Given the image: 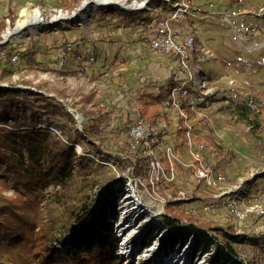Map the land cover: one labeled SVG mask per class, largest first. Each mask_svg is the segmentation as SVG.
I'll list each match as a JSON object with an SVG mask.
<instances>
[{
  "label": "rangeland",
  "instance_id": "374dc122",
  "mask_svg": "<svg viewBox=\"0 0 264 264\" xmlns=\"http://www.w3.org/2000/svg\"><path fill=\"white\" fill-rule=\"evenodd\" d=\"M37 1H0V20L11 13L1 38L21 19L23 10H39L44 24L32 31L25 29L9 42L0 44L1 47H14L20 59L17 67L0 63V87H11L30 102L34 99L31 94H41L63 108L51 125L44 121L47 115L42 109H38L36 116L40 119L38 127L48 129L63 144L73 142L77 159L74 177L67 190L49 200V206L41 202L43 198L36 201L34 194H17L12 188L0 186V195L10 198L15 206L22 201L40 202L43 219L49 210L52 232L58 233L71 226L82 203L95 201L103 195L109 201L107 210L111 226L121 224L119 203L126 198L123 191L130 185L143 206L134 210V205H129L133 212L125 221L129 223L122 224L125 229L122 236L127 235V229L135 228L138 235L133 243L137 242V248L131 250L129 256L118 249L117 257L123 264H137L146 259H154L156 264H180L182 258L176 262L172 256L183 251L191 243V237L187 238V245L165 253L161 252L160 234L147 247L142 244L145 228L158 221L162 223L166 200L171 199L174 188H179L182 191L180 200L183 196L185 199L196 197V200L183 203L179 208L175 207L176 210L192 213L197 224L212 220L223 229L231 226L240 236V242L244 240L236 250L238 262L264 264L261 258L264 255L259 254L264 251L262 217L250 213L244 221L235 220L225 209V197L219 201L216 211L204 213L201 208L211 198V193L202 190L203 194L191 196L193 187L198 184L191 170L194 148L189 143L181 144L175 133L173 124L177 121V110L168 111L171 119V125L165 127L168 139L152 146L153 156L141 154L138 157L140 172L135 179L131 176L134 165L130 160L122 156L116 163L95 151L98 147L103 154L119 153L121 149L134 152L128 136L123 137L121 144L118 129L123 127V111L131 109L132 96L145 80L142 77L155 82L166 75L162 66L166 61L154 55L138 26L134 22H125L121 17L122 10L117 7H89L91 0L77 3L73 0H42L41 6ZM74 16L79 21L69 24L68 19ZM174 28L178 34H188L198 42L194 66L202 69L208 86L214 91L202 103L194 101L193 112L187 109L190 98L186 100L185 113L191 121L193 139L198 141L208 137L213 146H218L217 150L205 146V157L225 174L224 189L250 186L254 193L257 189L261 191L264 188V0H193L190 15ZM32 56H36L43 66L34 69L29 65L27 59ZM90 57L94 59L93 64L82 66L81 62ZM61 60L62 65L59 64ZM229 81L234 85L231 86ZM197 96L193 94V98ZM121 99L124 105H121ZM40 103L35 101L33 106L38 108L43 104ZM113 109L110 122L106 121L109 114L106 118L99 114L100 110L105 114ZM92 125L98 127L97 133L93 130L85 136L77 134L76 131ZM8 127V124H0V130ZM2 133L0 131V143ZM164 157L179 166L183 174L174 172L172 177L171 172L166 173L161 161ZM154 159L160 162L162 170H152ZM49 191L52 195L51 187ZM55 197H59V202ZM129 202L125 200L124 203ZM245 202L251 205L248 200ZM133 217L134 220H130ZM132 241L126 247H130ZM192 249L190 247L187 252V264H214L213 249L209 253L197 252L193 257ZM21 255H25L22 249L6 248L0 242V264H13L12 259L17 261ZM165 256L170 258L163 261Z\"/></svg>",
  "mask_w": 264,
  "mask_h": 264
},
{
  "label": "trees",
  "instance_id": "16d2710c",
  "mask_svg": "<svg viewBox=\"0 0 264 264\" xmlns=\"http://www.w3.org/2000/svg\"><path fill=\"white\" fill-rule=\"evenodd\" d=\"M78 1L73 0L74 3ZM37 4L41 6L42 0L37 1ZM8 17H11L10 12L7 18L0 20V41ZM121 17L125 22L133 23L139 21L143 14L137 11H122ZM194 43L196 46L199 45L196 39ZM16 53L19 52L14 47L0 46V63L17 67L20 59ZM27 63L34 69L43 66L36 56L27 59ZM162 65L166 69V75L155 82H148L146 77H142L147 81L144 80L138 85L132 96V114L123 111V127L118 129L121 144L124 142L123 137L128 134L132 120L136 117L144 119L152 126L158 122L170 126L168 111H176L178 106L186 112V99L181 94L172 97V91L180 86L172 71L173 62L169 61L168 64L162 63ZM31 96L34 98L32 102L27 101L23 94L11 87H0V124L9 126L7 130H0L3 131V140L0 143V186L4 189L12 188L17 194L32 193L36 201L43 198L41 202L49 206L48 202L51 198L58 196L61 191L69 187L74 177L77 159L73 142L68 141V144H63L48 129L38 127L40 119L36 116L37 111L42 109L47 115L44 121L47 125H51L53 119L62 113L63 108L41 94H31ZM35 101L43 104L40 103L41 105L36 108L33 106ZM120 103L125 104L122 99ZM113 111L114 109L103 114V110H100L99 114L104 118L109 114L106 121L110 122ZM183 121L177 112L175 133L181 139V144L187 143ZM93 130L97 133L99 129L92 125L76 132L85 136ZM166 136V132L162 133V130H159L156 143L152 146L155 147L158 142L166 141ZM197 142L213 150L219 149L218 146L210 143L208 137ZM128 150L121 149L119 153L103 154L98 147H95L97 154L107 160L111 159L118 163L122 156L130 160L134 165L131 176L135 179L140 172L138 157L142 153L139 149H135L134 152ZM161 161L166 173L173 167L177 175L183 174L181 168L168 158L164 157ZM197 183L191 191V196L203 194L201 181ZM50 187L53 191L52 195L49 193ZM180 192L179 188H174L171 199L166 200L162 223L158 221L145 228L142 236L143 246L147 247L152 239L160 234L161 252L165 253L167 250L174 251L176 247L186 244L187 238L191 237L189 247L191 249L193 247L192 257L197 252L209 253L213 249L211 256L214 264H241L237 260L236 250L244 240L240 242V236L231 226L223 229L217 221L212 220L197 224L192 213H187L183 209L176 210L175 207L179 208L183 203H192L196 200V197L180 200ZM58 198L55 197L56 202H59ZM0 202L2 203L0 242L5 244L6 248L18 247L25 253L17 261L12 259L13 264H123V261L117 257L119 240L109 221L110 213L107 210L109 201L106 200V196L82 203L71 226L65 232L58 233L52 232L49 210L43 219L41 209L43 207L40 208V202L22 201L15 206L10 198L3 195H0ZM163 228L168 230L165 232ZM157 254L158 252L155 255ZM259 254L264 255V251ZM261 258L264 260L263 256ZM137 264L156 263L154 259H146Z\"/></svg>",
  "mask_w": 264,
  "mask_h": 264
},
{
  "label": "built area",
  "instance_id": "2783aa9c",
  "mask_svg": "<svg viewBox=\"0 0 264 264\" xmlns=\"http://www.w3.org/2000/svg\"><path fill=\"white\" fill-rule=\"evenodd\" d=\"M192 4L193 0H91L88 3L89 7L101 9L117 7L122 11H137L143 14L139 21L134 22L135 25L138 26L141 34L145 35V41L154 54L165 60L166 64L169 61L173 62L172 71L180 86L172 91V97L181 94L187 101L190 98L187 109L193 112L196 106L193 102L202 103L201 101L205 100L206 96L214 91L213 89L211 91V87L208 86L207 76L202 69L194 66L197 61L195 60V53L199 51V45L198 47L195 45L192 36L178 34L174 28L175 25L184 23L186 17L190 15ZM62 62L63 60L59 64L62 65ZM93 62V57H90L88 60L82 61L81 65L88 67ZM229 84L233 86L234 82L229 81ZM193 94L199 96L193 98ZM125 111L132 114V106L131 109H125ZM177 112L184 120L183 125L187 143L194 148L192 150L193 163L191 170L196 183L201 181V191L205 190L211 193V198L202 206L201 211L204 213L216 211L219 201L222 197H225V209L235 220L244 221L250 213L264 219V188L260 193L253 196L249 195V187L245 189V186L241 188L232 186L229 189H224L223 186L227 179L225 174L214 168L213 164L207 162L205 145L193 139L191 121L185 111L177 106ZM173 125L176 128L177 123ZM165 127L166 125L160 122L152 126L142 118H134L127 134L130 140V148L139 149L144 156H153L152 144L155 143L158 131L162 130V133H164ZM151 164L153 171L162 170L160 162L156 159ZM170 172L172 177L174 172L176 173L173 167L170 168L168 173ZM181 192L180 196L182 197ZM133 195L142 203L137 194L134 193ZM245 200L251 202V205H246Z\"/></svg>",
  "mask_w": 264,
  "mask_h": 264
},
{
  "label": "bare ground",
  "instance_id": "6f19581e",
  "mask_svg": "<svg viewBox=\"0 0 264 264\" xmlns=\"http://www.w3.org/2000/svg\"><path fill=\"white\" fill-rule=\"evenodd\" d=\"M20 16H21V19L16 22L15 26L13 28H9L7 30V32L3 35L4 40L6 42H9L13 37L19 35L25 29H29V31H32L33 29H38L39 27L44 26L42 18H41V12L39 10H35L34 12H28L27 10H23L20 13ZM55 20H56V17L52 19V23ZM68 21H69V24H75L76 21H79V18L77 16H74L72 18H69ZM124 194H126L125 199L128 198L127 200H130L131 203L130 202L124 203L125 200L119 203V206H120V208H119L120 209V211H119L120 212L119 213L120 214L119 223H122V224L125 221H127L126 219H128L129 214L133 212V208L132 209L129 208L130 204L134 205V208H135L134 210H136L137 208H141L143 206V204L133 195V191H132V188L130 187V185L126 186V188L123 191V195ZM135 218H136V215H135ZM132 219H134V217L130 218V220H132ZM125 223H127V222H125ZM127 231H128L127 235L121 239V242L123 243V246L121 247V251H123V253L126 256H129L130 255L129 252L131 250H133V249L135 250V248H137V245H136L137 243L135 244L133 242L135 240V237H137L138 232L135 231V228L127 229ZM116 233L121 238L122 235L125 234V230L120 228V229H117ZM131 238L133 239V241L131 242L133 244L130 245V247H126L127 243L129 242V239H131ZM189 246H190V244H188L186 246V248L183 249V251L179 250L178 252H176V254H178L180 256L182 255V257H181L182 259H181L180 264H187V257L186 256H187V252L190 248ZM169 258L165 256V257H163L162 260L167 261ZM173 260L176 261L175 255H174Z\"/></svg>",
  "mask_w": 264,
  "mask_h": 264
},
{
  "label": "water",
  "instance_id": "95a60500",
  "mask_svg": "<svg viewBox=\"0 0 264 264\" xmlns=\"http://www.w3.org/2000/svg\"><path fill=\"white\" fill-rule=\"evenodd\" d=\"M6 43V41L4 40V37H2V40L0 41V44L2 45V44H5ZM128 199V198H127ZM127 199H124V200H127ZM134 220V219H133ZM122 227H124L123 225H122V223L121 224H119V225H117V226H113V231H114V233H116L117 232V229H120V228H122ZM127 229V228H126ZM123 230H125L124 228H123ZM124 233V232H123ZM117 237H118V240H119V242H120V240H121V238L117 235ZM123 237V236H122ZM132 239V238H131ZM131 239H129V241L131 240ZM122 243V242H121ZM137 243V242H136ZM135 243V244H136ZM123 246V243L122 244H120L119 245V249H121V247Z\"/></svg>",
  "mask_w": 264,
  "mask_h": 264
},
{
  "label": "crops",
  "instance_id": "0c3cea01",
  "mask_svg": "<svg viewBox=\"0 0 264 264\" xmlns=\"http://www.w3.org/2000/svg\"><path fill=\"white\" fill-rule=\"evenodd\" d=\"M0 1H6V0H0ZM157 58H159L157 55H155ZM163 66V65H162ZM164 67V66H163ZM248 187H249V189L251 188L250 186H245V189H248ZM248 192L250 193L249 195L250 196H253L254 194H257V193H260V190H256L255 191V193L254 192H252V190L250 189V190H248Z\"/></svg>",
  "mask_w": 264,
  "mask_h": 264
}]
</instances>
